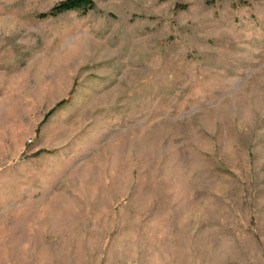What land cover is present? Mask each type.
<instances>
[{
    "label": "rangeland",
    "instance_id": "374dc122",
    "mask_svg": "<svg viewBox=\"0 0 264 264\" xmlns=\"http://www.w3.org/2000/svg\"><path fill=\"white\" fill-rule=\"evenodd\" d=\"M0 0V264H264V0Z\"/></svg>",
    "mask_w": 264,
    "mask_h": 264
},
{
    "label": "trees",
    "instance_id": "16d2710c",
    "mask_svg": "<svg viewBox=\"0 0 264 264\" xmlns=\"http://www.w3.org/2000/svg\"><path fill=\"white\" fill-rule=\"evenodd\" d=\"M94 9V3L92 0H63L56 4L52 9L45 13H41L39 17L46 18L57 16L70 11H77L81 13H87Z\"/></svg>",
    "mask_w": 264,
    "mask_h": 264
}]
</instances>
